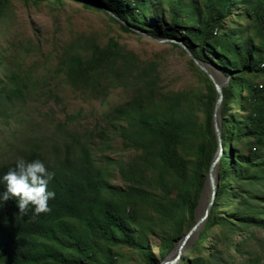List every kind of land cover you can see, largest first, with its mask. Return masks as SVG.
I'll return each mask as SVG.
<instances>
[{"label": "rangeland", "instance_id": "374dc122", "mask_svg": "<svg viewBox=\"0 0 264 264\" xmlns=\"http://www.w3.org/2000/svg\"><path fill=\"white\" fill-rule=\"evenodd\" d=\"M91 2L97 6L87 7L77 0H0V165L33 150L50 159L53 146L62 147L79 140L101 157L110 182L123 188L127 184L115 160L128 161L134 151L124 149L107 116H116L115 109L128 102L137 87L145 86L151 78L155 82L151 89L157 95L187 91L198 96L207 93L212 82L183 47L169 41L160 42L146 31L128 25L127 21L126 29L121 24L124 21L113 19L110 9L100 1ZM236 4L222 24L223 30L239 43L252 34L257 23L249 3L243 0ZM159 5V0H149L141 22L145 27L164 31L172 19L168 5H163L162 12ZM111 40L119 44V50L107 69L92 71L80 83L70 80L61 71L59 63L66 50L88 55L95 45L104 46ZM258 41L259 36L255 35L253 42ZM212 61L209 57L201 62L222 82V87L227 86L228 74ZM14 75L20 84L24 83L19 85L21 91L14 89L18 85L13 80ZM241 76L242 83L259 88L260 111L264 117V73H240ZM234 85L238 87L237 96H244L240 83ZM229 105L226 111L229 117H224L227 125L221 129L217 142L228 155L229 141L224 142L223 138L229 136L234 152L227 163L228 176H221L218 162L217 182L221 193L219 195L217 190V211L205 236L201 237L202 226L176 258L177 245L194 219L188 218L185 210L178 225L171 230L169 225L152 220V216L158 214L146 207L139 215L140 225L131 230L136 232L133 233L134 244L102 242V246L110 247L107 255L112 256L114 264L163 261L181 264L182 260L192 264L194 258L206 264H264V228L256 226L250 218L232 213L242 208L248 191L250 194L259 192L264 204V179H259V170L261 174L264 172V136L259 139V135L247 133L243 127L247 111L237 102ZM197 115L204 119L202 111ZM97 125L102 128L97 130ZM222 134L225 135L222 137ZM100 154L109 156L110 160ZM242 155L251 156V161L257 163L241 162L243 177L238 176L237 168ZM142 167L147 174V188L158 193L156 168L148 163H143ZM246 167L256 179L246 177ZM209 196L210 188L205 183L196 198V215L206 206ZM262 218L264 222V214ZM117 237L121 239L123 235L118 232ZM99 256L102 263L108 257L102 253Z\"/></svg>", "mask_w": 264, "mask_h": 264}, {"label": "trees", "instance_id": "16d2710c", "mask_svg": "<svg viewBox=\"0 0 264 264\" xmlns=\"http://www.w3.org/2000/svg\"><path fill=\"white\" fill-rule=\"evenodd\" d=\"M77 1L87 7L97 6L92 0ZM94 1H100L109 8L113 19L123 20L121 24L126 29L125 21L152 37L178 39L180 35V41L194 57L202 62L211 57L214 65L229 76L228 85L222 87L221 129L227 125L224 117H229L226 113L229 103L237 102L242 110L247 111L243 126L247 133L259 135V139L264 136L259 88L242 83L243 77H240V73H264V0H244L251 5L257 26L239 43L232 40L227 30H223L222 23L236 3H243V0H159L161 12L163 5L167 4L172 19L164 31L145 27L141 22L149 0ZM255 35L259 36L257 43L253 42ZM173 43L182 47L177 42ZM118 50L119 44L114 40L104 46L95 45L88 55L66 50L59 63L62 65L60 69L70 80L80 83L92 71L110 67ZM142 74L147 75L146 72ZM13 80L18 84L14 89L21 91L20 86L24 83L20 84L16 75ZM235 82L245 90V95L240 98ZM154 83L151 78L145 86L137 87L133 97L115 109L116 116H107L110 126L124 143V149L134 151L128 161L115 160L126 187L112 184L101 165V157L79 140L65 143L62 147L53 146L50 159L34 150L22 157L26 161L40 159L45 164L53 174L48 189L55 192V197L48 201L50 211L35 217L31 205L26 215H20L14 198L0 205V264H114L112 256L107 255L110 247L102 246V242L134 244L133 233L136 232L131 230L133 226L140 225L139 215L146 207H151L158 214L153 215L152 220L169 225L171 230L178 225L185 210L188 218L195 222L196 198L205 185L210 163L218 153L219 144L212 124L216 91L212 82L207 93L198 96L187 91L157 95L151 89ZM199 111L204 115L203 120L197 115ZM101 128L97 125V130ZM223 141H229L230 150V155H227L222 149L219 159V170L224 177L228 176L227 163L231 161L234 149L229 136H225ZM100 156L110 160L105 154ZM251 160L249 155L236 160L238 176L242 175L241 162L257 165ZM15 161L1 164L0 175L14 166ZM143 163L156 168L158 193L147 188ZM248 169L244 168L247 178L257 177L255 174L252 176ZM259 174V179H264V172L261 174L259 170ZM3 191V185H0V193ZM220 193L221 188L218 190ZM250 193L247 192L242 208L234 209L232 213L250 218L256 226L264 228L263 197L259 192ZM216 202L202 227L201 237L205 236V230L213 221ZM118 232L123 238L117 237ZM100 253L108 256L104 263ZM181 264L189 262L182 260ZM192 264L206 263L194 258Z\"/></svg>", "mask_w": 264, "mask_h": 264}, {"label": "clouds", "instance_id": "9594fccd", "mask_svg": "<svg viewBox=\"0 0 264 264\" xmlns=\"http://www.w3.org/2000/svg\"><path fill=\"white\" fill-rule=\"evenodd\" d=\"M52 175L40 159L26 161L17 158L14 166L0 175V185L4 187L0 193V205L14 198L20 215L27 214L29 205L33 217L49 212L48 201L55 197V192L48 189Z\"/></svg>", "mask_w": 264, "mask_h": 264}, {"label": "water", "instance_id": "95a60500", "mask_svg": "<svg viewBox=\"0 0 264 264\" xmlns=\"http://www.w3.org/2000/svg\"><path fill=\"white\" fill-rule=\"evenodd\" d=\"M152 37V36H150ZM156 40L160 42H177L179 43L189 54L190 56L194 59L196 64L205 72L208 74L209 78L213 82L215 91H216V100L215 104L212 110V124L214 127V130L216 132L217 138L219 140L220 138V131H221V126H220V109H221V104L223 100V91H222V82L220 80H217L214 75L205 67V65L196 57L193 56V54L189 51V49L186 47L185 44H183L181 41H177L174 38H156ZM222 153V147L219 142V148H218V153L217 155L212 159L208 173H207V180L206 184L209 185L210 188V196L209 200L206 204V206L200 211L199 214L196 215L195 222L193 225L190 227L188 232L183 236L179 244L177 245V255L176 258L180 257L181 251L184 249L185 245L188 242V239L196 233L200 232L201 227L205 224L206 220L208 219L211 209L213 207V204L215 202L216 196H217V190H218V182H217V169H218V162L220 159V155ZM175 258V259H176ZM169 262L163 261L159 264H167Z\"/></svg>", "mask_w": 264, "mask_h": 264}]
</instances>
